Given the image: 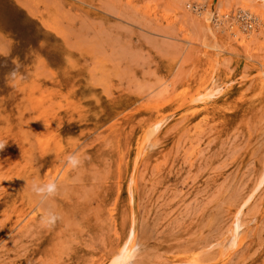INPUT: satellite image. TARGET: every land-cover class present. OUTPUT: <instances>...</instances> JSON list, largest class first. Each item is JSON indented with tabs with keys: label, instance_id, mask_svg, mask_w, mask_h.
<instances>
[{
	"label": "rangeland",
	"instance_id": "rangeland-1",
	"mask_svg": "<svg viewBox=\"0 0 264 264\" xmlns=\"http://www.w3.org/2000/svg\"><path fill=\"white\" fill-rule=\"evenodd\" d=\"M217 2L0 0V264H264V26Z\"/></svg>",
	"mask_w": 264,
	"mask_h": 264
},
{
	"label": "bare ground",
	"instance_id": "bare-ground-1",
	"mask_svg": "<svg viewBox=\"0 0 264 264\" xmlns=\"http://www.w3.org/2000/svg\"><path fill=\"white\" fill-rule=\"evenodd\" d=\"M177 1V0H176ZM181 1V0H180ZM219 5L222 7L229 8H236L238 9L240 14L245 15L247 18H251L254 23L257 24V27L260 28V26H264V0H218ZM217 7V6H216ZM218 9V7H217ZM211 14H208V18H206L207 22L212 20ZM252 21V22H253ZM253 23V24H254ZM206 24V23H205ZM219 26V25H217ZM215 27V26H214ZM213 27L210 24H207L204 26L203 30L206 32H211ZM258 30V28H257ZM255 31V30H254ZM252 31V33L254 32ZM204 48L210 49L216 53L219 52V48L213 44V45H203ZM215 87V86H214ZM213 87V90H210L207 92L206 97H213L215 95V89ZM156 126L152 130V133H155ZM150 138V136H149ZM236 232V231H235ZM234 238L236 239V233L233 234ZM134 237H130V239L127 241L126 246L122 248L119 252L115 260L111 264H126L128 260L132 258V252L134 249Z\"/></svg>",
	"mask_w": 264,
	"mask_h": 264
},
{
	"label": "clouds",
	"instance_id": "clouds-1",
	"mask_svg": "<svg viewBox=\"0 0 264 264\" xmlns=\"http://www.w3.org/2000/svg\"><path fill=\"white\" fill-rule=\"evenodd\" d=\"M4 147V145L3 144H0V149H2Z\"/></svg>",
	"mask_w": 264,
	"mask_h": 264
}]
</instances>
